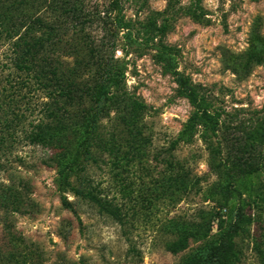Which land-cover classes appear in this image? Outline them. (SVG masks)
<instances>
[{"label":"rangeland","instance_id":"rangeland-1","mask_svg":"<svg viewBox=\"0 0 264 264\" xmlns=\"http://www.w3.org/2000/svg\"><path fill=\"white\" fill-rule=\"evenodd\" d=\"M64 1L56 118L0 111V264H264V0Z\"/></svg>","mask_w":264,"mask_h":264},{"label":"trees","instance_id":"trees-1","mask_svg":"<svg viewBox=\"0 0 264 264\" xmlns=\"http://www.w3.org/2000/svg\"><path fill=\"white\" fill-rule=\"evenodd\" d=\"M68 6L69 2L64 0H0V48L11 45L7 51L9 55L6 54L7 60L5 63L3 61L0 62V98H3V100L9 99L8 102L4 100L6 103L0 105V111L4 114L7 109L12 110L14 113L16 111L20 112L25 98H32L29 86L31 82H35L34 85L32 84V87L36 86L34 88L35 93L41 94L45 91V96L50 100V103H45L44 107L43 105L39 106L38 103H31V108L34 111L40 109L39 113L43 114L45 119L49 120L55 117L54 110L62 104V95L60 92L64 87L59 85V88H61L59 91L58 87L57 89L47 87L46 82L48 80L44 76L46 68L43 64H40L43 61V57H38V53H34L42 40L37 39L34 34L38 32L40 35V30H42L43 35L49 34L56 39L58 31L48 26L45 22L46 15L51 14L61 17L70 14L71 9H68ZM30 36H33V43H30L32 42ZM99 53L101 51L96 52L97 55ZM52 57H55V54ZM50 67L51 70L48 73L62 79L60 77L62 73L53 66L52 62L50 63ZM13 68L17 72L12 71ZM24 91L28 94H24ZM197 116L192 117L190 123H195L197 120L200 122L201 118H197ZM17 119H13L12 122H16ZM21 119L22 117H20ZM45 119L43 121H48ZM43 121L38 124V130H49L51 128L50 124H45ZM195 127H197V123L192 125V131L195 130ZM30 139L34 140L33 137H30ZM85 196L99 207L101 214L107 215L115 221L122 223L123 216L121 210L113 205L112 202L97 197L92 192H88ZM232 244L229 247V252L231 248H234ZM229 257L232 258L233 256L231 255ZM211 262H213V258ZM194 264L197 263L195 262Z\"/></svg>","mask_w":264,"mask_h":264}]
</instances>
